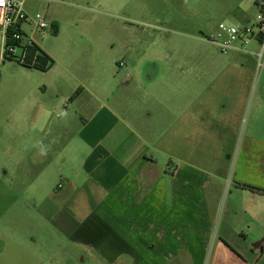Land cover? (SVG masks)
<instances>
[{"label":"crops","instance_id":"obj_1","mask_svg":"<svg viewBox=\"0 0 264 264\" xmlns=\"http://www.w3.org/2000/svg\"><path fill=\"white\" fill-rule=\"evenodd\" d=\"M49 1L26 0L25 10L43 9L58 38L77 25ZM70 5L97 13L69 35L85 32L102 64L111 19L137 22L145 6ZM136 40L123 48L133 65L120 83H95L105 66H63L37 40L53 60L47 75L60 72L37 95L30 82L0 83V264H48L52 235L59 264H264V67L261 82L249 78L258 39L251 67L247 52L232 51L234 68L211 82L207 54H195L200 63L185 71L196 83L172 72L161 81L162 69L142 67ZM17 246V260L4 257Z\"/></svg>","mask_w":264,"mask_h":264},{"label":"rangeland","instance_id":"obj_2","mask_svg":"<svg viewBox=\"0 0 264 264\" xmlns=\"http://www.w3.org/2000/svg\"><path fill=\"white\" fill-rule=\"evenodd\" d=\"M49 2L53 6L52 11L61 10L62 12H66L71 9V13L63 15L62 20L63 23L67 21V23H71L70 25H77L75 28L69 27L70 31L74 30L73 32H76V29H85V19H95L98 17L97 13L92 10H90L89 16H87L85 12L81 13L70 4L145 5L144 9L139 10L140 16L137 17V22L125 21L124 23L123 20L116 21V18L111 19V30L106 35L105 40V50L109 58L107 64L109 61V65L102 64L99 61L97 62L96 59L89 57V44L85 38V32L82 37L75 36L71 39L69 29L66 27L61 36L57 38L50 31L37 30L33 32L31 27L24 26L26 32L33 34L35 40L42 47L53 52L56 51L61 55L60 60L64 61L63 66L75 69H82L84 67L100 68V66L104 69L105 66L107 74H103L102 77L97 76L95 83L101 82V84L106 83L107 85L120 83L125 70L133 65L132 59H126L122 51L127 45V40L133 42L137 37L140 41L136 40L135 44L141 45V48L135 54L136 57L143 55L144 47H146V54L141 65L147 69H162L161 81L168 80L169 76L171 79L174 73L177 81L181 79L179 82H184L185 78L189 76L192 82H199V76L188 75V71L186 72L185 69L191 65L192 67L197 66V62L200 63V60L198 61L193 56L203 52L207 54V59L203 61V65L209 68L211 82L218 73L217 69L234 68L232 67L233 62L230 60L233 53L222 52L216 44L205 40L206 35L211 34L220 22L237 23L239 20H233L230 15H234L236 12L239 13L241 9L248 11V15L250 14L251 17L249 19H252L255 13L258 12V7L256 8L254 5V0H51ZM115 8L113 9L115 10ZM35 11L45 17L47 16L48 18H46L50 27L52 26L53 21L50 20L52 18L46 15L43 9ZM125 11L126 9L123 12ZM133 11L135 10L133 9ZM248 20L240 23H246ZM127 24L128 28H125L124 25ZM91 30L95 31L96 29L93 27ZM200 37L203 38L202 42L198 40ZM248 45L245 50L240 51L247 52L245 56L248 58V61L245 67H251L252 63L249 62V58L254 55L249 54L252 51ZM153 52L159 57L154 58L149 55V53ZM121 62L123 63L120 64ZM60 69L61 66L59 64L51 75H47V70L44 71L37 67H27L14 60H6L0 65V72L2 73L0 83L1 85H9L13 81L30 82L35 85L34 92L37 95V92L42 90L40 85L46 83L50 77L52 78L53 75L59 73ZM256 69L254 68L252 74L249 76L252 83L262 81L261 71L264 69L259 71ZM77 72L80 73L79 71ZM90 79H93V77ZM223 80L224 82H232V73L228 74L225 71ZM242 125H244V122ZM46 240L48 241L49 248L47 254L43 255V257H45L48 264H59L61 251L58 250V247L57 250L55 249L59 244L58 238L52 235L46 238ZM19 248L17 246L15 252L9 249V252L7 251L3 254L4 257L17 260L16 256L21 253ZM85 264L92 263L87 261Z\"/></svg>","mask_w":264,"mask_h":264},{"label":"built area","instance_id":"obj_3","mask_svg":"<svg viewBox=\"0 0 264 264\" xmlns=\"http://www.w3.org/2000/svg\"><path fill=\"white\" fill-rule=\"evenodd\" d=\"M26 0H0V65L6 60H14L22 65L39 66V46L28 34L25 25L31 30H45L50 27L47 18L39 12L29 14L25 10ZM258 12L246 23L220 22L206 39L216 44L224 53L245 50L253 40L258 39L259 49L257 70L264 67V0H255ZM121 62L120 64H122Z\"/></svg>","mask_w":264,"mask_h":264},{"label":"trees","instance_id":"obj_4","mask_svg":"<svg viewBox=\"0 0 264 264\" xmlns=\"http://www.w3.org/2000/svg\"><path fill=\"white\" fill-rule=\"evenodd\" d=\"M34 47L36 48V50H38L40 53L38 54L39 60L41 61V65L39 66H34L37 67L41 70H48L53 63V60L37 45L34 44ZM27 67H33V66H28L25 65Z\"/></svg>","mask_w":264,"mask_h":264}]
</instances>
